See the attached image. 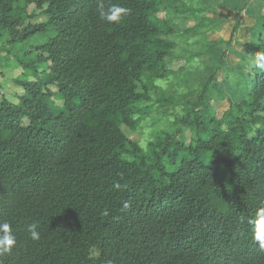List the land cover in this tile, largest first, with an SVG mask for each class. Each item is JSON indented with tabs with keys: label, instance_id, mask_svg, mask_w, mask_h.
I'll return each mask as SVG.
<instances>
[{
	"label": "trees",
	"instance_id": "trees-1",
	"mask_svg": "<svg viewBox=\"0 0 264 264\" xmlns=\"http://www.w3.org/2000/svg\"><path fill=\"white\" fill-rule=\"evenodd\" d=\"M103 2L129 12L108 23L98 0H0L4 62L14 65L8 47L43 36L14 59L17 101L0 96V221L17 239L0 264H264L249 223L264 206V15L241 44L252 62L243 56L226 77L238 99L214 84L229 38L202 60L210 68L195 101L158 99L180 112L141 146L123 129L162 94L177 51L173 16L197 10L180 0ZM212 99L228 101L219 116Z\"/></svg>",
	"mask_w": 264,
	"mask_h": 264
},
{
	"label": "rangeland",
	"instance_id": "rangeland-1",
	"mask_svg": "<svg viewBox=\"0 0 264 264\" xmlns=\"http://www.w3.org/2000/svg\"><path fill=\"white\" fill-rule=\"evenodd\" d=\"M180 2H183L185 6L193 7L197 11L194 15L185 13L184 15L173 16V25L179 31V34L173 37L177 42V51L175 56H171L170 70L166 79L157 83L159 88L162 89V94L159 95L154 90L151 93L152 100L147 102L150 107L149 113L140 120L135 129L130 130L126 127L123 129L128 138L141 146H145L152 139L155 130L168 126L173 116L180 112L179 105L165 108L166 106H161L158 99L177 98L181 102L195 101L197 95L196 83L203 79L210 68V65L204 64L202 60L205 59V62H208L210 55L219 57L222 50L225 49L223 41L229 38H231V43L226 50L224 59L225 70L223 69V71L217 73L214 84L227 97L229 95L233 100L238 99L239 92L236 91L235 94H232L226 77L231 78L232 67L240 59L239 54H247L241 48V44L255 38L262 20L261 15H264V0H180ZM160 16L163 17L164 13H161ZM34 21H42V16H37ZM201 23L207 24L202 27L200 34L193 36L190 33H184L185 30L193 27L199 30ZM235 25H237V28L233 32ZM42 39V35L36 34L32 39L8 47L14 65L11 60H8L7 63L4 62V57L8 55L5 50L7 45L0 40V96L7 97L11 102L17 101V93L19 94L21 91L14 85L12 79L22 72V66H17L15 64L17 60L14 61V59L22 55L25 46L29 42H41ZM185 80H191V83ZM51 89L55 91V87L52 86ZM138 90L141 91L139 83ZM47 102L55 109L58 108L57 105H61L56 97H51ZM206 103L207 96L203 106ZM211 104L217 116L228 107L227 99L221 101L212 99ZM22 123L26 125L28 121L24 119ZM193 139L194 135L188 129H185V143L188 144Z\"/></svg>",
	"mask_w": 264,
	"mask_h": 264
},
{
	"label": "clouds",
	"instance_id": "clouds-1",
	"mask_svg": "<svg viewBox=\"0 0 264 264\" xmlns=\"http://www.w3.org/2000/svg\"><path fill=\"white\" fill-rule=\"evenodd\" d=\"M97 12L101 20L108 23L118 22L122 16L127 15L129 9L118 4H110L105 7L103 0H98ZM264 59V57H261ZM258 67L264 69V63L258 64ZM113 188L120 189L121 185L117 182ZM253 225V238L258 243L259 248L264 251V206L256 210L255 217L249 221ZM38 224L33 222L27 226L29 238L33 241L40 239V233L37 230ZM17 239L12 232L11 224L8 221H0V256L10 254L12 248L16 245Z\"/></svg>",
	"mask_w": 264,
	"mask_h": 264
},
{
	"label": "crops",
	"instance_id": "crops-1",
	"mask_svg": "<svg viewBox=\"0 0 264 264\" xmlns=\"http://www.w3.org/2000/svg\"><path fill=\"white\" fill-rule=\"evenodd\" d=\"M242 49H243V47H241ZM245 50V49H244ZM246 51V50H245ZM247 52V54H239L240 55V59L234 64V66L232 67L233 68V73L232 74H234L235 73V71H236V68H237V64L239 63V62H241L242 60L241 59H243V56L245 57L244 58V62H243V64L244 65H246V66H248L251 62H252V60H253V56L248 52V51H246ZM229 89L231 90V92H232V89L230 88V86H229ZM236 91H238L237 89H236ZM232 94H233V92H232ZM229 96V95H228Z\"/></svg>",
	"mask_w": 264,
	"mask_h": 264
}]
</instances>
